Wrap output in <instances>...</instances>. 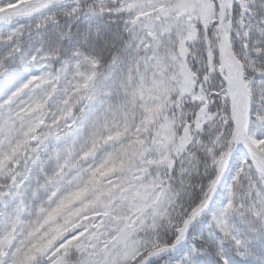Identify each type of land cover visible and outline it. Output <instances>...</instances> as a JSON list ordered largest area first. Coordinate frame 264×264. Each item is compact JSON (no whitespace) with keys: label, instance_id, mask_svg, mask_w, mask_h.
Wrapping results in <instances>:
<instances>
[{"label":"snow or ice","instance_id":"obj_1","mask_svg":"<svg viewBox=\"0 0 264 264\" xmlns=\"http://www.w3.org/2000/svg\"><path fill=\"white\" fill-rule=\"evenodd\" d=\"M0 264H264V0H0Z\"/></svg>","mask_w":264,"mask_h":264}]
</instances>
